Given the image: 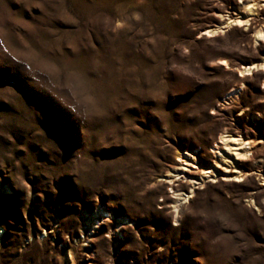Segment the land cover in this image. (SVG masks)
Masks as SVG:
<instances>
[{"label":"rangeland","instance_id":"374dc122","mask_svg":"<svg viewBox=\"0 0 264 264\" xmlns=\"http://www.w3.org/2000/svg\"><path fill=\"white\" fill-rule=\"evenodd\" d=\"M244 2L0 0V264H264V1L217 28Z\"/></svg>","mask_w":264,"mask_h":264},{"label":"bare ground","instance_id":"6f19581e","mask_svg":"<svg viewBox=\"0 0 264 264\" xmlns=\"http://www.w3.org/2000/svg\"><path fill=\"white\" fill-rule=\"evenodd\" d=\"M244 1H245L244 2V6H245V9H246V12H245L246 14H245L244 19L246 17L249 19V14L248 13L249 12H253L252 6L253 5H259L260 4V0H244ZM262 1H264V0H262ZM250 4H252V5H250ZM247 18H246V20H243L242 18L241 19L227 18V20H225V21L221 20L219 22V25L217 26V28H220V29L221 28H228L231 25L232 22H235L237 24L244 23L245 26L246 25H251L252 23ZM257 21L258 20H256V22ZM215 31L216 30H214V29H208V30H206L205 33L212 34ZM263 32L264 31H262V30L257 31L258 35L262 34ZM207 36H209V35H207ZM223 65H224L225 68H229V66H228V64H227V62L225 60H223ZM258 66H255V64L253 63V64H251L249 66L248 65L243 66V68L241 70H239V71H240V73L252 72L253 69L255 67L258 68ZM260 66L264 70V65L260 64ZM242 84L243 83H240L241 86H242ZM238 92H239V89H233V90L225 93L226 95L224 96V100L231 99L232 97L237 96ZM220 140H222V141L224 140L223 136H220ZM229 140H230L229 145H228V143H226V140H224V142H225V145L227 146L226 147L227 151H229V152L231 151L232 153L229 154V157H224V159L228 160V161H231L230 164L232 165L233 168L236 169L235 172L230 171V173L233 174V179L236 180L237 177H240V174L242 173V171L234 166L233 160H237L239 156H244L247 151H244V150L241 151V152L238 151L240 148H237V147L240 144L242 146V144L244 143L243 141L240 143V141L238 142V140H239L238 138H236V137L234 138V137H231V136L229 137ZM246 144H248V143L246 142ZM246 144H244L243 146H245ZM214 146L217 147V144L214 145ZM230 146H234V147L237 146V147L236 148L233 147L234 149H232V147H230ZM232 150H234V151H232ZM227 158H230V159H227ZM180 159H181L182 162H185V164H182L184 167L182 166L180 168H176L172 175L169 174V173L166 174V176H165L166 180L165 181L170 185V188L179 187L181 185V181L179 179L183 178L187 182V186L189 185V187H187V186L186 187L189 188L190 193H192L193 190L195 189V187L197 186V184H201V183H199V180L202 179V176L205 175L206 173L212 172V167L209 166L206 169H201L200 166L198 165V163L195 161L196 158L191 153H188V154L186 153L185 155H181ZM186 166H188V167H186ZM225 168H228V166L224 167V169ZM224 169H223V174H224L225 177H228V175H226L225 173H227L229 171H224ZM178 177H181V178H178ZM175 208L177 209V205L175 206ZM176 212H179V210H176ZM104 217L105 218L108 217V214L105 213L104 211H101V210L98 209V210H96L93 213V215H91L89 217L88 221L85 224H89V225H93L94 227H97V225L101 223V220H105V219H103Z\"/></svg>","mask_w":264,"mask_h":264},{"label":"snow or ice","instance_id":"6c2138e0","mask_svg":"<svg viewBox=\"0 0 264 264\" xmlns=\"http://www.w3.org/2000/svg\"><path fill=\"white\" fill-rule=\"evenodd\" d=\"M221 63H223V61H222ZM238 159H240V160H245L246 158H245V157H243V156H239V157H238ZM227 163H229V164H230V163H231V161H228ZM219 167H220V165L218 164V165H217V168H219ZM224 171H229V169H228V168H225V169H224ZM230 171H232V172H235V171H236V169H235V168H232V169H230ZM230 182H231L230 180H226V181H225V183H230ZM212 183H214V184H215V183H216V181H213ZM236 183H237V184H239V183H240V181H239V180H237V181H236Z\"/></svg>","mask_w":264,"mask_h":264}]
</instances>
